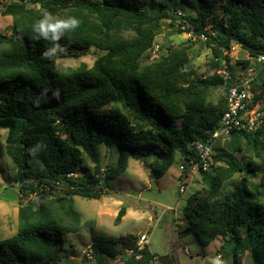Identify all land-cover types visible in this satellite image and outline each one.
<instances>
[{"label": "trees", "instance_id": "16d2710c", "mask_svg": "<svg viewBox=\"0 0 264 264\" xmlns=\"http://www.w3.org/2000/svg\"><path fill=\"white\" fill-rule=\"evenodd\" d=\"M176 7L191 14L183 17L186 32L195 39L207 36L210 75L187 68L192 39L161 46L152 56L162 22L177 20ZM45 11L54 19H79L60 43L70 57L99 50L90 67L59 71L55 57L42 56L53 44L33 39L32 26ZM1 15L12 23L9 36L0 32V128L7 131L5 152L16 168L12 179L21 195L34 199L20 204L15 233L0 239V264H59L63 236L82 227L74 197L99 200L110 180L125 175L130 159L153 156L147 169L156 180L178 155L184 166L179 180L189 178L188 164L198 160L193 142L219 127L225 108V95L213 100L219 88L225 93L222 62H229L234 45L248 59L230 65L233 71L264 56V0H16ZM263 67L259 91L251 89V107L264 97ZM221 143L213 147L220 154L213 155L209 171L197 173L205 186L187 199L183 233L195 234L204 247L222 239L220 257L230 256L232 264H264V205L247 186L258 162L264 180V118L254 132H232ZM101 147L117 154L104 170ZM235 175L240 180L227 188ZM125 212L119 209L115 224ZM91 239L93 264H152L158 258L146 247L127 256L136 249L132 234Z\"/></svg>", "mask_w": 264, "mask_h": 264}, {"label": "rangeland", "instance_id": "374dc122", "mask_svg": "<svg viewBox=\"0 0 264 264\" xmlns=\"http://www.w3.org/2000/svg\"><path fill=\"white\" fill-rule=\"evenodd\" d=\"M15 2L16 0H8ZM167 3L171 0H161ZM176 1L177 0H173ZM5 3V2H4ZM6 4V3H5ZM5 4L0 3V32L9 36L12 20L9 16H2L1 11ZM37 5L27 3L28 8ZM178 6V5H177ZM185 16H190L181 7ZM218 16L220 13H217ZM179 20L162 22L160 30L155 37L154 46L166 47L168 45L177 46L188 40L186 32L179 31ZM195 42L191 49V60L188 69H193L197 74L210 75L207 66L211 58V52L205 48L203 41L191 38ZM101 52L91 47L79 57H70L67 53L54 56L56 67L59 71H67L76 68L80 64L91 66L95 57ZM229 61L234 66L238 60L248 59L247 53L240 46L234 45L228 54ZM253 62V60L251 59ZM255 68L256 78L251 89L257 93L260 89L262 74L257 75L264 66V63L251 64ZM237 66V65H236ZM241 64L237 66L240 71ZM261 67V69H259ZM264 70V67H263ZM262 70V71H263ZM252 92V93H254ZM225 95L223 88L213 92V100ZM264 105V97L258 102ZM7 131L0 128V239L9 237L15 233L17 228V212L20 204L34 199V195L23 196L18 191L17 184L12 177L16 173V168L5 152V138ZM220 143V142H219ZM223 141L220 146H224ZM101 167L104 170L107 165L114 163L117 159L115 150L106 147L100 148ZM220 152L215 150L214 156ZM236 158H240L237 154ZM154 160L153 156L144 155L138 159H130L125 175L116 177L108 182L107 189L99 200H85L74 197V207L80 214L81 230L74 234L63 236V246L58 249L60 257L59 264H93L84 252L91 251L93 235L119 238L127 234L134 236H147L146 248L151 254L157 255V264H210L212 257L221 256L220 248L223 245L222 239H217L208 246H201L195 234H184L185 221L183 209L187 204L189 196L201 190L205 186L200 174L190 175L189 178L179 180L180 158L175 156L172 167L159 179L151 180L147 166ZM85 167L90 170L93 164L86 157L83 159ZM218 165V164H217ZM260 166L257 176L247 181L249 190L254 194L255 199L264 205V180L261 181ZM239 175H235L226 183L230 188L240 180ZM183 191L179 193L178 187ZM121 207L126 208L125 215L118 224L114 223L115 217ZM225 249V248H224ZM128 251V250H127ZM126 255L129 256V254ZM244 258V255L243 257ZM224 264H232L231 257L222 258ZM251 264L250 260L244 261ZM110 264H122L119 259L113 260Z\"/></svg>", "mask_w": 264, "mask_h": 264}, {"label": "built area", "instance_id": "2783aa9c", "mask_svg": "<svg viewBox=\"0 0 264 264\" xmlns=\"http://www.w3.org/2000/svg\"><path fill=\"white\" fill-rule=\"evenodd\" d=\"M9 3L8 0H0L1 4ZM177 20H179V28L182 32H186L184 25V14L181 10H176L174 12ZM188 38H193L191 32H186ZM197 39L200 41H206L207 36L203 33H200L197 36ZM159 46H154L151 50L153 57L157 56ZM253 62L257 64L264 63V56H257ZM232 65L225 60L222 62V67L220 70V77L225 81V108L221 116L220 125L215 129L210 135L204 138L201 141L193 142V148L195 154L197 155L196 162H189L188 172L189 175H194L198 172H208L210 166L213 164V155H214V145L217 142H225L229 140V137L232 132H254L261 124L262 118H264V105H259L256 103L253 107L251 104V85L256 78V72L254 66L250 65L247 68H240V71L237 69L233 71L230 68ZM235 66V65H234ZM233 66V67H234ZM183 165L179 166V170L183 169ZM72 175V174H69ZM179 192H182L183 189L180 186L178 189ZM147 244V236L139 235L136 242V249H130L127 251L129 256L135 255L137 252L142 251ZM86 258H92V252H84ZM136 260L139 259V256L135 257ZM152 264H157L155 261Z\"/></svg>", "mask_w": 264, "mask_h": 264}, {"label": "clouds", "instance_id": "9594fccd", "mask_svg": "<svg viewBox=\"0 0 264 264\" xmlns=\"http://www.w3.org/2000/svg\"><path fill=\"white\" fill-rule=\"evenodd\" d=\"M79 25V19L74 16H68L66 18L57 17L54 19L50 13L45 11L42 18L37 20L32 26V38L52 42L53 46L42 53V56L48 59L67 51L66 47L60 41L65 32L74 31ZM210 264H224V261L217 255L211 258Z\"/></svg>", "mask_w": 264, "mask_h": 264}]
</instances>
